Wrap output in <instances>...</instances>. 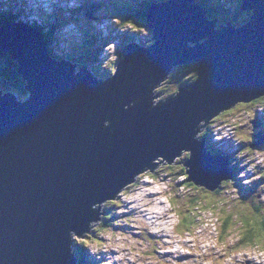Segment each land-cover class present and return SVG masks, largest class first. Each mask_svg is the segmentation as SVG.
I'll list each match as a JSON object with an SVG mask.
<instances>
[{"label":"water","instance_id":"1","mask_svg":"<svg viewBox=\"0 0 264 264\" xmlns=\"http://www.w3.org/2000/svg\"><path fill=\"white\" fill-rule=\"evenodd\" d=\"M190 1L151 4L153 44L127 48L104 83L51 62L42 39L21 27L1 29L0 51L17 65L28 98L0 95V264H74L71 235L90 233L99 205L159 158L171 164L190 153L179 164L197 187L216 191L226 179L193 137L264 95V0H239L248 23L218 31ZM193 62V85L152 107L171 69Z\"/></svg>","mask_w":264,"mask_h":264},{"label":"rangeland","instance_id":"2","mask_svg":"<svg viewBox=\"0 0 264 264\" xmlns=\"http://www.w3.org/2000/svg\"><path fill=\"white\" fill-rule=\"evenodd\" d=\"M25 7L29 12V8L26 5ZM193 9L197 10L194 6ZM103 16L106 17L105 14ZM114 23L116 22L104 18V22L95 25L97 29L104 31L102 43L110 40L105 39L107 33L104 26H107V30H111V26H114ZM72 28V26H69L63 31L67 32L68 36H70L75 33ZM122 30L132 32L133 28L124 27ZM136 33L143 38L149 37L147 31H137ZM116 37L117 34L111 36V40H114ZM51 46L56 51V46L54 44H51ZM62 46L65 47L66 43L62 44ZM118 51L119 46L116 48L115 43L106 45L104 57L109 62L113 61L116 64ZM95 53L98 56L101 55L98 52L97 44ZM77 63L73 62V66ZM186 65H191V63ZM91 66L90 64L89 67ZM181 66H174L173 70H178L169 81L172 79L178 80L179 74L186 75L185 73L192 68L186 67L187 69L185 70V68L180 69ZM169 86L171 87L170 93L173 94L176 91L175 88L179 85L171 84ZM160 88L163 91L164 86ZM161 89H157L156 93L152 91L155 96L161 95L151 100L152 107H155L156 103L167 98ZM259 105L261 103L242 105L240 106L241 108H236L232 115L229 112L220 115H224L221 118L222 122L231 125L233 139L238 144H241L242 149H246V145L253 141L251 124L254 116L256 113L261 115L264 113L259 111ZM201 133L202 129L197 131L193 138L196 140V137L201 136ZM213 133L214 137L218 139L216 135H219V132L214 130ZM262 137L264 138V135ZM186 158L187 155H182L175 165L168 166L171 167L169 169L167 165L159 162L154 170L142 174L135 183L117 193L118 198L116 202L105 203L107 205V208H105L107 213L99 217V222L103 226L105 223H108V225L112 224L110 225L111 227L105 228L98 226L99 223L96 225H94L96 222L91 223V233L85 234L83 236L85 238H77L71 235L73 249L76 245H80L88 255L97 261H100L99 258L101 257L104 264H264V242L261 244L255 243L250 248L240 249L237 247L239 238L244 231L241 228L243 224H240V213L246 212L247 214H252L254 212L256 218L254 219L253 216V219H250L251 224L264 220V212L261 211L260 207L255 208L260 206V203L264 201V186H260L259 194H257L254 201H243L247 202V205L251 204L252 209L244 208V204L240 202L242 200L241 197L237 198L238 190L232 184H228L224 189L222 187L223 184L219 190L220 193L217 194H212L205 190L197 191L199 188L193 185L189 188L182 187L181 179L183 178H179L178 176L181 174L180 168H183V166L179 163H183ZM240 159L244 160L239 165L242 166L246 163L247 172H253V175L246 179L248 183L259 179L260 174L264 176V170H262L264 166V147L261 149L255 148L249 154L242 153L237 157L238 161ZM260 162H263L259 166V171H262L256 172L255 166ZM176 173H179L178 176ZM146 174H154L156 176L153 177ZM241 174L242 171L239 176ZM153 194L155 195V202H153ZM143 195L150 196L151 200L146 201L147 196L145 199ZM139 197L144 198V200L140 202ZM192 200L198 201L196 202L197 206L192 205ZM104 206L102 210H104ZM262 208L264 211V203ZM257 210H259V213ZM155 211H158L159 219L156 220L155 218L159 224L158 227L152 223L153 219L151 218V216L156 217ZM191 211L200 216L196 221V225L200 228L191 229L189 232H181V228L178 226L179 216L184 217L187 212ZM227 214L234 216L233 221L235 225L232 224L234 230L232 231V235L227 239L226 247H222L218 243L219 230L222 220L225 218L222 217ZM105 219H107V222H104ZM171 241L173 242V246H170Z\"/></svg>","mask_w":264,"mask_h":264},{"label":"trees","instance_id":"3","mask_svg":"<svg viewBox=\"0 0 264 264\" xmlns=\"http://www.w3.org/2000/svg\"><path fill=\"white\" fill-rule=\"evenodd\" d=\"M238 1L239 0H197L196 3L198 6H200L201 8H204L206 11L209 12V14H207L206 17L210 21L218 20V22H220L221 24L231 22V24H233V25L240 26V25L244 24L245 21H247L249 14L238 12ZM151 4H152V0H148V3L144 5V7L146 6L145 8L142 7V8H136V9H131V7H132L131 5H115L113 12H114L115 16L120 19V23L122 24L123 27L129 26V27L133 28V31H147V34H151L150 33L151 30L148 27L149 26V20H148V14H147L148 13L147 8ZM14 20H16V17L14 15H12V14L4 15L3 13H0V30L3 27L2 23L6 22V21H8L10 23H14ZM125 40H127V38H123V41H125ZM150 42H151V40L146 38V40L143 42V44L144 45L145 44H151ZM124 43L126 44L128 42L125 41ZM77 51H78V49L73 50V52H77ZM51 53L52 52L50 50L49 55ZM73 56H75V55H73ZM73 59H74V57H73ZM78 61H80V60L78 59ZM192 66H193V68H195L194 64H192ZM186 67H190V65L183 66L180 69L185 68V70H186L187 69ZM91 70L94 71L95 73H97L96 74L97 76H98V74H101V75L103 74L100 69L94 68ZM175 73H176V70H174L171 77L168 76L167 79L162 82L161 86H164V89H163L164 92H169V94H171L170 93L171 87L170 86L168 87V85H171V84H174V85L175 84H177V85L183 84V86L189 85L190 83H192V81L195 80L196 75H197L193 71L189 70V71H187V73H185L186 75H181L179 80L172 79L171 81H169L171 78L174 77ZM104 75H110V72L106 71L104 73ZM104 75L99 76V77H105ZM0 90H2L5 93H9L7 95L15 96L16 99L20 102L25 101L27 99V96H28L27 92L25 90V84L21 80V77L17 74V65L10 58H8L6 55L2 54L1 51H0ZM262 100H264V97L262 98ZM160 102H163V100ZM210 132H211L210 130H207L206 134L209 135ZM213 152H215V151H213ZM233 171H234V176L232 178V182L234 184H236L238 187H240V189L243 191V193H246L249 197H251L252 195H251V193H249L250 191H252L251 188L243 186V182H242L241 178L237 176L239 170L236 171L234 169ZM180 172H181V174L179 176H178L179 173H176V174L179 178L180 177L183 178L182 184L184 183L185 186L188 188L190 186H192V184H190V183L186 184V182H185V179L187 178V177H185V169L180 168ZM148 176H150V175H148ZM260 179L263 181L264 176H260ZM197 191H201V190L198 189ZM216 193H219V191L215 192V194ZM115 202H116V200H115ZM191 203L193 206H197L196 202L192 201ZM105 208H107L106 204L104 206L105 211L101 215H104L107 213V210ZM257 212L259 213V210H257ZM194 214H195V212L191 211V212H187V214L184 217L179 216L178 226H180L182 232H189L191 229H196L197 227H199L196 225V221L200 218V216H197L196 214H195V216H193ZM253 214H255V213L254 212H252V214H247L246 212L240 213V215L242 216V218L240 216L241 222L243 221L242 223L240 222V224L242 225L244 223L241 226V228L244 229V231H243L241 237L239 238V241L237 244V247L240 249L241 248H247V246H253L254 243L261 244L263 242L261 237L262 236L264 237V220L262 222H256L254 224H251L250 223V219H251L250 217ZM233 219H234L233 215L227 214L225 216L224 220H222L223 225L221 227V233H220L219 238H218V243L222 247H226V244H227L226 241L231 236V232L233 230L231 225L234 224ZM263 219H264V217H263ZM105 220H107V219H105ZM230 220H231V223H230ZM110 225H112V224H110ZM110 225H108V223H105V225L103 226V224L99 222L98 226L109 228V227H111ZM254 241H257V242H254ZM72 246H73V244H72ZM77 247L78 246L75 247V256H78L79 264H87L84 257L80 259V256H79L80 253L77 252V249H78Z\"/></svg>","mask_w":264,"mask_h":264},{"label":"bare ground","instance_id":"4","mask_svg":"<svg viewBox=\"0 0 264 264\" xmlns=\"http://www.w3.org/2000/svg\"><path fill=\"white\" fill-rule=\"evenodd\" d=\"M49 0H46V2H48ZM191 1H194V2H197V0H191ZM191 1H190V3H189V5L191 6ZM64 3L65 4H67V1L65 0L64 1ZM144 4H145V2H143ZM194 10V9H193ZM106 16V15H105ZM106 18V17H105ZM99 57H102V55H100ZM167 77L168 76H166L165 77V80L167 79ZM164 81V80H163ZM162 81V82H163ZM162 82H160L159 84H158V88H160L161 87V84H162ZM252 125V124H251ZM205 127H207V125L205 124L202 128H205ZM254 131V127H253V125H252V132ZM252 132H251V134H252ZM211 144L210 146H212V148H210L212 151H216V146H213V139L212 138H210L209 140H208V144ZM220 151L225 155V156H227L228 157V159H230V161H233V163H235V165H236V167H238V169H240L241 171H243V167L242 166H240L239 165V163L234 159L235 157L233 156V155H229V153H228V151L227 150H225V149H223V148H221L220 149ZM182 155H187V157H188V153L185 151V152H182L181 153V155L178 157V160L176 161V162H172L171 164H169L168 163V165L166 164V163H164V162H162L163 164H165V165H167V167L168 166H172V165H175L178 161H179V159L181 158V156ZM160 159V158H159ZM158 159V160H159ZM187 160V159H186ZM186 160L184 161V162H186ZM157 163V162H156ZM159 163V162H158ZM157 163V164H158ZM156 164V165H157ZM156 165H155V167H156ZM181 165H183V164H181ZM168 168H171V167H168ZM142 174H144V173H142ZM142 174L141 175H139V177H141L142 176ZM181 184H182V181H181ZM187 184V183H186ZM182 187H186L185 186V184L183 183L182 184ZM225 188V186L223 187V189ZM125 189V188H124ZM255 192L256 193H259V190L258 189H255ZM209 193H211V192H209ZM220 193V192H219ZM212 194H215V192H213ZM217 194V193H216ZM154 195V194H153ZM144 197H145V199H146V196L147 195H143ZM118 198V196H116L114 199H112V200H106L105 202H103L102 204H100L99 205V217H100V215L103 213V211L104 210H102V208H103V206H104V204L105 203H107V202H112V201H115L116 199ZM142 200H144V198H142V197H139V201L141 202ZM151 199H150V196H147V200L146 201H150ZM155 195L153 196V202H155ZM155 214H156V217H154V216H151V218L153 219L152 220V223H154V225H157V227L159 226V224L157 223V221L156 220H158L159 219V217H158V211H155L154 212ZM99 217H97V221H96V223L94 224V225H96V224H98L99 223ZM155 218H156V220H155ZM153 225V226H154ZM170 225H171V223H170ZM77 238H85V237H77ZM170 246H173V242L171 241V245Z\"/></svg>","mask_w":264,"mask_h":264},{"label":"clouds","instance_id":"5","mask_svg":"<svg viewBox=\"0 0 264 264\" xmlns=\"http://www.w3.org/2000/svg\"><path fill=\"white\" fill-rule=\"evenodd\" d=\"M193 63H194V62H193ZM193 63H191V65H190V67H192V68H193V66H192ZM185 65H186V64L182 65L181 67H183V66H185ZM194 66H195V68H193V69H194V70L197 69V67H198V63H195ZM173 68H174V67H173ZM173 68L171 69L170 73H169L167 76H170V77L172 76L171 74H173V72H174V70H175V69L173 70ZM188 69H189V68H188ZM176 71H177V70H176ZM194 73L197 74V71H194ZM181 75H182V74H181ZM181 75L179 74L178 80H179V78L181 77ZM196 79H197V75H196L195 80H196ZM195 80H194V81H195ZM194 81H192V84L194 83ZM192 84L190 83V85H192ZM161 91H162V90H161ZM162 92H163V91H162ZM165 94H166V93H165ZM90 233H91V232H90ZM72 244H73V243H72Z\"/></svg>","mask_w":264,"mask_h":264},{"label":"flooded vegetation","instance_id":"6","mask_svg":"<svg viewBox=\"0 0 264 264\" xmlns=\"http://www.w3.org/2000/svg\"><path fill=\"white\" fill-rule=\"evenodd\" d=\"M211 144L209 143V146H210ZM210 148H212V146H210Z\"/></svg>","mask_w":264,"mask_h":264}]
</instances>
